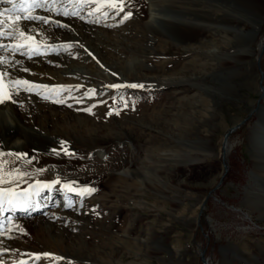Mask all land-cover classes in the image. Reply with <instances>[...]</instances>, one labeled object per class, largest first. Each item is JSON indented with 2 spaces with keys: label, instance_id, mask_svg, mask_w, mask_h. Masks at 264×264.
Returning <instances> with one entry per match:
<instances>
[{
  "label": "rangeland",
  "instance_id": "rangeland-1",
  "mask_svg": "<svg viewBox=\"0 0 264 264\" xmlns=\"http://www.w3.org/2000/svg\"><path fill=\"white\" fill-rule=\"evenodd\" d=\"M142 2L131 0L133 15L123 22V13L103 0L91 3V12L101 11L91 26L81 27L85 38L95 41L89 27L110 32L114 25L120 36L83 60L88 69L78 72L80 78L39 76L48 80L44 85H69L58 94L69 109L88 101L75 111L85 115L81 126L51 123L76 147L70 155L84 164L87 187L95 189L77 200L72 190L66 200L64 209L75 217L69 228L74 244L53 246L36 236L33 216L12 217L10 210L0 214L3 231L60 255L27 264H264V171H257L260 154L250 142L264 105V0H156L182 14L184 22L170 37L146 26ZM38 38L44 44L51 39L43 33ZM74 47L64 51L81 61ZM83 83L122 87H109L110 94L99 98L86 95L93 89ZM132 83L146 86H124ZM126 140L133 145L129 156L114 143ZM112 146L114 169L90 164L92 151Z\"/></svg>",
  "mask_w": 264,
  "mask_h": 264
},
{
  "label": "bare ground",
  "instance_id": "bare-ground-1",
  "mask_svg": "<svg viewBox=\"0 0 264 264\" xmlns=\"http://www.w3.org/2000/svg\"><path fill=\"white\" fill-rule=\"evenodd\" d=\"M155 1L156 0H143L147 13L144 23L151 30V32L170 37L173 33H175L176 24L178 25L184 22L182 14L174 8L169 7V5H164L162 3V5H155ZM90 4L91 3H85L83 5H67L69 10L73 7L77 8L79 11L78 17L62 16L55 12H47L43 9L37 10L35 13L60 21L62 24L67 25V27H58L55 23L45 25L40 22H24L26 26L32 27L40 33L46 35V37L51 38L46 44L75 45V50L82 55L81 61L71 59L72 56L67 57V51H64L66 50L65 48L61 49L64 51L62 54H46L44 56H36L31 59L18 53L12 54L8 51L0 50V55L5 56L11 62L7 65L8 71L11 73V77L13 79L20 78L28 80L37 85H44L48 83V80L40 78V74L52 79L58 78L59 81H64L63 79L69 74L74 77L76 76L75 74H78V72H86L88 68L84 65L85 61L83 60L95 56V54L98 53L97 48L101 43L105 44V41L109 40L114 41V38L120 36L117 32L118 27L114 25L113 30L110 32L96 27H89L90 36L95 35L93 38L95 41L92 42V38H85L81 27L91 26L90 24H92L93 20H96V17L98 16L95 14L89 15L92 11ZM4 7L10 6L5 5ZM57 7H60V5L58 4ZM193 24L195 23L193 22ZM76 25H78L79 29L76 28ZM251 33L252 34L247 37V41H251L256 34L255 31ZM38 37L37 39H39ZM80 39H83L84 43L81 42ZM243 40L245 39H242L241 41ZM3 42L6 44L10 43L8 40ZM245 52L249 54L253 53L252 50L248 49H246ZM17 60L20 63L15 67H12L11 65L15 64V61ZM51 62H55L56 65L52 66ZM23 69H27L28 71H24ZM78 76L80 78L79 74ZM68 81H71V79H68ZM180 81L181 80H177V82ZM166 82L169 81L166 79L165 81H162V83ZM83 86H89L95 90L99 98L101 96H107L111 92L109 87H104L99 84L94 85L86 83ZM67 90H69L68 87ZM67 90H65V92H67ZM38 92L39 94H37V91H33L32 93L22 91L18 97L14 98L18 101V103H12L9 101L4 104H0V153L4 154L3 159L8 161L9 165H14L22 171L31 173L32 175L29 177L31 182H33V180L52 181L59 177V184L52 185L49 188H43L40 191L39 196L33 197L34 204L32 207H29L27 210L22 208L9 210L11 212L10 216L12 217H22L24 215L33 216V221L37 220V224L33 227L36 236L42 234L43 236L40 235L42 239L48 240L49 238V241L53 244V246L56 245V247L60 246L62 248L63 245L67 244L66 242H68V244H74L73 241H71L72 238H69L71 235L69 233L71 231L70 229L75 228V225H71L74 223L72 221L75 218L72 216V211L69 212L64 209L66 200L69 198L68 195L72 190L65 189L63 184L65 182H75L73 187L75 188L74 191L77 192L75 199L77 200L81 197L85 190L88 189L87 182L89 180H85L86 175L84 174V171L81 170V168H84V164L80 160V162L73 160L70 155V153L75 151L76 147L74 148L70 143L71 140L60 137L61 135L59 134L61 133H59L57 129H54L51 123L53 121L58 122L62 119L66 125L70 126L74 122L77 124V127L81 126V123L85 119V115L76 113L78 112L76 109L82 105H87L88 101H81L77 106H73L69 109L68 106L70 105L66 101H64L66 103L55 102L57 100H62L60 95L52 94L50 98L45 99L44 97L45 95H48V91L40 89ZM257 110L260 111L259 114L261 115L259 121L250 128V142L260 154V156L255 159V165L257 167V171L260 170L259 173H261L264 171V105H260ZM59 126L61 125H56V127ZM62 142H66L64 149L67 150V153L62 149ZM114 143H117L118 146L124 145L125 147L123 146V148H126L129 156L133 147L130 141L126 140V142L121 141ZM56 144L58 145V148L56 147ZM113 149L114 148L112 146L109 150L100 148L92 151L90 164H93L96 167H100L102 164H107L108 166L112 165L111 169H114L116 162H111L110 159H108L111 152L116 153ZM222 150L224 152V146H222ZM16 154L22 155L18 158ZM127 161L130 163L129 158H127ZM7 167L8 166H6L5 170H7ZM120 172L123 173V171ZM259 173L257 174L258 176H260ZM127 175L131 174L127 172ZM223 176L224 173L219 182L215 186L213 185L214 187L210 191L215 190L220 185ZM54 186H58V188L61 189L60 192H57L54 189ZM252 203L254 204V202ZM41 204L45 205L41 206ZM47 204L49 206L45 208L44 212L38 213L39 209L45 207ZM55 214L60 217L57 219ZM66 221H69L71 226L65 225ZM13 234L16 235L13 231L7 230L4 231L3 235H0V260H3L5 264H20V262L17 263V260L19 259H23L24 261L27 259L32 260L33 257L31 254L50 253L54 256H60L52 252L40 251L33 246L29 247L26 238L18 240L15 239ZM57 237H59V239ZM5 248L9 249V251L3 252V249ZM22 250H26L27 253L22 255ZM41 257H43V259L45 258L43 255H41Z\"/></svg>",
  "mask_w": 264,
  "mask_h": 264
},
{
  "label": "snow or ice",
  "instance_id": "snow-or-ice-1",
  "mask_svg": "<svg viewBox=\"0 0 264 264\" xmlns=\"http://www.w3.org/2000/svg\"><path fill=\"white\" fill-rule=\"evenodd\" d=\"M102 0H0V50L8 51L12 54H20L22 56L28 57L29 59L39 56L46 55L47 50L53 52L59 51L62 48H69L72 45H56V44H44L37 42V37L41 35L39 31L32 27H28L24 22H40L42 24L48 25L55 23L58 27H67V25L62 24L60 21L51 19L50 17L41 16L35 14L37 10L43 9L47 12H55L58 15L62 16H79V11L77 8L73 7L71 10L67 5H83L85 3H94L100 4ZM103 3H106L112 10L116 12L117 15L123 13L121 22L131 18L133 15L130 5L131 0H103ZM60 7H57V5ZM8 5L10 7H4ZM125 7H128L129 10L125 11ZM96 11H101L98 7L89 13L93 15ZM102 15L107 16V12H101ZM8 40L10 43H4L3 41ZM44 49V51H42ZM11 62L3 55H0V104L5 102L18 103L15 97H18L20 93L28 92L32 93L33 91L45 89L48 91V95H45V99L51 97L52 94L58 95L60 92L67 90V86L64 85H37L34 82L28 80L11 77V73L8 71L7 65ZM20 62L17 60L15 64H12V67H15ZM28 71L27 69H23ZM130 88H144L143 84H129L124 85ZM109 87L119 89L122 85L114 84ZM86 95H95V91L91 90ZM83 99V97L81 98ZM55 102H64L62 100H57ZM95 107V105H93ZM86 111H91V108L84 109ZM109 115L113 114L112 111L108 113ZM115 114H119L116 111ZM66 142H62V149ZM3 153H0V214H3L5 211L17 208H22L27 210L29 207H32L34 204L33 197L39 196L40 191L43 188H49L52 185L59 184L60 179L52 181H39L33 180L29 183L28 179L31 177V173L22 171L14 165H9L8 161L3 159ZM19 158L22 154H16ZM7 167V170L6 169ZM21 183L26 184L27 186L21 188ZM75 182H65L63 187L65 189L75 190L73 187ZM88 194L95 189L85 190ZM7 206V207H5ZM4 223L0 222V235L4 234ZM23 231V230H21ZM9 249H3V252H7ZM33 258L40 259L41 255L45 257L53 256L50 253L43 254H31ZM61 259V258H55ZM0 264H4L3 260H0ZM20 264H27L26 261H21Z\"/></svg>",
  "mask_w": 264,
  "mask_h": 264
},
{
  "label": "water",
  "instance_id": "water-1",
  "mask_svg": "<svg viewBox=\"0 0 264 264\" xmlns=\"http://www.w3.org/2000/svg\"><path fill=\"white\" fill-rule=\"evenodd\" d=\"M231 130H233V128H231ZM224 167H225V171H226V170H227V165L224 164ZM201 257H202V259L204 260V257H203V255H202V252H201Z\"/></svg>",
  "mask_w": 264,
  "mask_h": 264
}]
</instances>
